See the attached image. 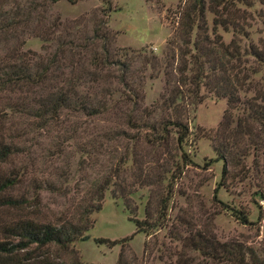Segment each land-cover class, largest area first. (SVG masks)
Here are the masks:
<instances>
[{
    "label": "rangeland",
    "instance_id": "374dc122",
    "mask_svg": "<svg viewBox=\"0 0 264 264\" xmlns=\"http://www.w3.org/2000/svg\"><path fill=\"white\" fill-rule=\"evenodd\" d=\"M183 4L184 0H56L44 11L31 13L29 25L21 26L24 32L15 30L21 33L16 42L7 41V46L17 43L34 60L43 61L53 54L55 36L62 34L80 45L88 42L78 57L83 71L94 68L92 51L99 56L102 45L110 49L107 63L96 68L104 79L94 82L86 74L79 85L82 92L94 86L97 97V86L111 88L106 112L86 117L62 110L58 125L40 128L27 124L31 118L6 115L5 126L21 133L16 139L15 164L25 165L52 184L50 189L37 190L40 207L48 216L85 197L99 169L115 164L125 144H132L129 136L142 134L125 124L128 106L121 101L115 104L123 96V86H138L144 105L158 100L165 86H171L167 77L184 60L177 51L173 57L167 53L166 40L173 34L177 6ZM226 5L235 29L216 26L211 35L213 15L206 11L207 33L212 41L217 36L225 45L233 39L238 54L225 58L228 64L224 63L223 70L207 73L200 85L201 100L196 97L192 103H183L188 134L182 145H172L175 135L171 132L166 147H151L141 138L132 146L143 162L141 167L147 165L152 171L163 167L158 171L171 172L177 162L169 179L172 193L163 221L153 218L155 226L146 235L135 231L133 219L143 218L147 202L152 211L165 195L166 182L135 186L127 205L111 196L116 186H109L100 209L90 215L93 224L85 232L87 238L70 246L81 264H114L120 243L109 246L95 239L119 240L130 235L124 242L126 256L137 257L139 264H169L179 251L189 264H264V0H226ZM35 18L40 19L38 26ZM51 30L53 34L47 35ZM218 86H233L237 100L229 106L228 94ZM36 90L35 96L43 94ZM83 148L96 151L87 154ZM136 171L127 162L117 180L131 183ZM239 213L246 223L237 218ZM189 233L199 234L208 254L183 246L182 238ZM145 240L148 247L141 259Z\"/></svg>",
    "mask_w": 264,
    "mask_h": 264
},
{
    "label": "trees",
    "instance_id": "16d2710c",
    "mask_svg": "<svg viewBox=\"0 0 264 264\" xmlns=\"http://www.w3.org/2000/svg\"><path fill=\"white\" fill-rule=\"evenodd\" d=\"M55 1L0 0V264H81L76 251L73 255L70 246L76 240L87 238L85 232L93 224L90 215L100 209L104 191L109 186H116L110 190L111 196L121 198L127 205L128 197L134 193L135 186H149L164 181L166 192L158 199L157 205L150 211L147 202L143 218L133 219L135 231L149 235L148 229L155 226L152 224L153 218L161 222L166 215L172 193L169 179L174 177L177 162L171 172L158 171L163 167L152 171L146 168L147 165L141 167L143 162L135 156L132 146L141 138L143 143L151 147H166L171 142L169 136L173 132L175 136L172 138V145L180 148L188 134V117L183 103H192L191 100L196 97L201 100L200 85L207 73L223 70L226 66L224 63L228 64L225 58L230 60L238 54L233 39L225 45L217 36L212 41L207 33L206 11L213 15L211 35L214 34L216 26L235 29L232 21L234 16L226 5V0H184L183 6H177L178 18L172 29L173 34L166 40L167 53L171 52L173 57V52L177 51L179 58L184 60L183 64L174 68L173 74L167 77V84L171 82V86H165V91L160 93L158 100L148 105L143 104L144 94L138 86H123V96L115 104L117 107L121 101L122 105L128 106L125 124L130 129L142 130V134L129 136L132 144H125L115 164L108 166V169H99L100 175L91 180V187L86 191L85 197L71 202L58 214L48 216L40 207L37 190L50 189L52 184L33 173L32 169L28 170L25 165L15 164L14 156L18 153L16 139L21 133H16V127L10 130V127L5 126L6 115L31 118L27 124L34 125L35 128L58 125V116L62 110L80 112L86 117H92L108 110L106 102L111 89L107 86H97L96 88H100V96L97 97L94 86H87V90L83 92L79 86L86 74H89L88 79L94 82L104 79L105 75L101 76L96 68L108 61L110 49L106 44L101 46L99 56L97 52L92 51L95 55V61H91L94 68L87 71H83L82 61L78 57L88 42L80 45L72 40H65L62 34L55 36L56 47L45 61L34 60L27 51H22L17 43L7 46L8 40L16 42L21 34L15 33L16 29L22 32L24 29L21 26L29 25L32 12L38 14L44 11L47 4ZM67 1L74 3L77 0ZM35 20V25L38 26L40 19ZM29 28L30 26L26 29ZM51 33L52 30L47 35ZM94 37H97L96 33ZM253 53L256 55L258 52ZM120 81H124V78ZM176 81L186 86H177ZM37 88L43 94L37 93L35 96ZM218 88L222 89L225 95L228 94L229 106L237 100L233 86ZM47 120L49 122L45 123ZM83 151L87 154L92 151L93 154L96 148ZM149 161L152 160H145L146 163ZM127 162L137 171L133 177L134 181L123 184L122 180L117 179ZM92 163L94 165L97 161ZM223 171L224 164L222 173ZM166 173H169L168 176ZM237 218L246 223L244 215L239 213ZM198 235L195 237L189 233L186 238L183 237V246L208 254L207 251L204 252L207 245L202 244L203 240L197 238ZM130 238L131 235L119 240L97 238L95 241L109 246L120 243L114 264H139L137 257L126 256L124 242ZM147 243L146 240L143 242L141 259L147 250ZM177 253L176 258L169 264H189V259L181 256L183 251ZM228 253L230 255V252ZM68 254L70 257L63 259Z\"/></svg>",
    "mask_w": 264,
    "mask_h": 264
}]
</instances>
